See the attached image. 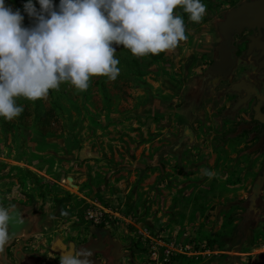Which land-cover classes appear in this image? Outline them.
I'll use <instances>...</instances> for the list:
<instances>
[{
  "label": "rangeland",
  "instance_id": "374dc122",
  "mask_svg": "<svg viewBox=\"0 0 264 264\" xmlns=\"http://www.w3.org/2000/svg\"><path fill=\"white\" fill-rule=\"evenodd\" d=\"M240 1L203 0L200 22L174 9L187 38L159 58L114 45L115 80L17 98L23 112L0 121V206L22 219L0 264H59L54 241L85 243L96 226L118 247L93 264H264V151L210 70L217 23Z\"/></svg>",
  "mask_w": 264,
  "mask_h": 264
},
{
  "label": "clouds",
  "instance_id": "9594fccd",
  "mask_svg": "<svg viewBox=\"0 0 264 264\" xmlns=\"http://www.w3.org/2000/svg\"><path fill=\"white\" fill-rule=\"evenodd\" d=\"M177 7L193 22L206 12L203 0H23V13L34 20L25 26L21 9L0 0V117L17 118L24 110L18 97L44 98L63 82L84 91L93 76L115 80L121 69L114 45L139 57L175 49L187 38ZM204 175L215 173L204 169ZM18 218L14 205L0 206V252ZM91 255L69 242L59 264H93Z\"/></svg>",
  "mask_w": 264,
  "mask_h": 264
},
{
  "label": "flooded vegetation",
  "instance_id": "af4514ba",
  "mask_svg": "<svg viewBox=\"0 0 264 264\" xmlns=\"http://www.w3.org/2000/svg\"><path fill=\"white\" fill-rule=\"evenodd\" d=\"M242 1L245 0L240 2ZM230 44L234 59L233 65L226 75L214 73V78L227 83L226 92L232 99V108L235 102L243 99L237 107L246 105L247 115L242 114L245 122L240 127L255 138V148L264 151V122L256 117V113H264V25H245L240 31L232 33ZM235 83H239L237 88H233ZM231 110L230 108L229 111ZM263 169L264 165L262 171ZM20 219L22 218L19 217L15 221V225L19 224ZM96 227L103 228L102 226ZM92 233L93 236H90L88 241L75 246L80 248L90 239H97V234L93 231ZM103 242V249L94 251L90 256L91 259L95 258L96 253L104 252L106 248L109 250L110 244L106 234H104Z\"/></svg>",
  "mask_w": 264,
  "mask_h": 264
},
{
  "label": "water",
  "instance_id": "95a60500",
  "mask_svg": "<svg viewBox=\"0 0 264 264\" xmlns=\"http://www.w3.org/2000/svg\"><path fill=\"white\" fill-rule=\"evenodd\" d=\"M245 25H264V0H245L237 6L231 7L224 18L217 23V30L221 35V40L217 44V56L210 65V70L214 73L226 75L233 65L234 59L231 50L230 37L232 33L240 31ZM239 83H235L233 88H237ZM243 99L235 102L233 107H237ZM256 117L264 122V113H256ZM264 178V169L258 181ZM91 231L97 234V239H90L87 244L82 245L86 249L100 251L104 247V234L107 235L110 248L118 247V242L112 239L108 229L91 227ZM65 243L61 239H56L52 245L53 250L61 254L62 245ZM114 255V254H113Z\"/></svg>",
  "mask_w": 264,
  "mask_h": 264
},
{
  "label": "trees",
  "instance_id": "16d2710c",
  "mask_svg": "<svg viewBox=\"0 0 264 264\" xmlns=\"http://www.w3.org/2000/svg\"><path fill=\"white\" fill-rule=\"evenodd\" d=\"M14 2H15V5H16V8H20L21 11H22V14L24 15L23 24L25 26H31L34 23V20L32 18H30L26 13H23V8H22L23 0H14ZM35 2H36V0H34V3ZM58 3H59V0H54V4H58ZM37 7H39L38 4H37ZM125 49H127V48H125ZM127 50L129 52H131L129 49H127ZM149 55H151L152 57H155V58H159V57H161L162 52L159 53V54H156V55H153V54H149ZM0 121L2 123H4V124L7 123L6 122L7 120H5L3 117H0ZM13 225H15V223H13ZM212 235L213 236H210V237L206 238V243H207L208 246H212L214 244V242L216 241V237H217L218 233H214Z\"/></svg>",
  "mask_w": 264,
  "mask_h": 264
},
{
  "label": "crops",
  "instance_id": "0c3cea01",
  "mask_svg": "<svg viewBox=\"0 0 264 264\" xmlns=\"http://www.w3.org/2000/svg\"><path fill=\"white\" fill-rule=\"evenodd\" d=\"M21 262L24 263V264H26V263H29L30 264V262H32V261L31 260L26 261V259H24V260H21Z\"/></svg>",
  "mask_w": 264,
  "mask_h": 264
},
{
  "label": "bare ground",
  "instance_id": "6f19581e",
  "mask_svg": "<svg viewBox=\"0 0 264 264\" xmlns=\"http://www.w3.org/2000/svg\"><path fill=\"white\" fill-rule=\"evenodd\" d=\"M19 222H20V221H19ZM17 224H18V223H17ZM17 224H16V226H17ZM16 226H15V227H16ZM14 234H16V233H14Z\"/></svg>",
  "mask_w": 264,
  "mask_h": 264
}]
</instances>
